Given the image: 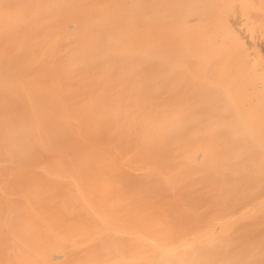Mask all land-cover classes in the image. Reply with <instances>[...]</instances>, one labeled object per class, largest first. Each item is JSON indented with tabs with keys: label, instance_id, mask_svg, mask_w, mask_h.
<instances>
[{
	"label": "bare ground",
	"instance_id": "obj_1",
	"mask_svg": "<svg viewBox=\"0 0 264 264\" xmlns=\"http://www.w3.org/2000/svg\"><path fill=\"white\" fill-rule=\"evenodd\" d=\"M0 264H264V0H0Z\"/></svg>",
	"mask_w": 264,
	"mask_h": 264
}]
</instances>
